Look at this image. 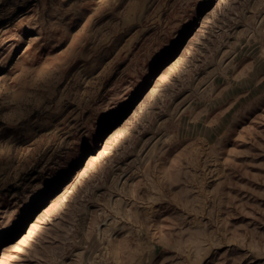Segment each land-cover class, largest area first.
Instances as JSON below:
<instances>
[{
  "label": "rangeland",
  "instance_id": "1",
  "mask_svg": "<svg viewBox=\"0 0 264 264\" xmlns=\"http://www.w3.org/2000/svg\"><path fill=\"white\" fill-rule=\"evenodd\" d=\"M0 264H264V0H0Z\"/></svg>",
  "mask_w": 264,
  "mask_h": 264
}]
</instances>
